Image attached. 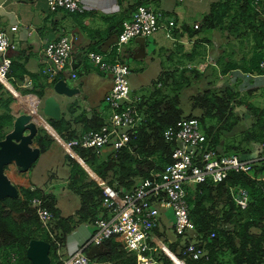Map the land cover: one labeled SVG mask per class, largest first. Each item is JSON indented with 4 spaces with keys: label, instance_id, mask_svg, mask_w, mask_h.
I'll use <instances>...</instances> for the list:
<instances>
[{
    "label": "crops",
    "instance_id": "crops-1",
    "mask_svg": "<svg viewBox=\"0 0 264 264\" xmlns=\"http://www.w3.org/2000/svg\"><path fill=\"white\" fill-rule=\"evenodd\" d=\"M143 4L161 14L163 26L146 37L145 42L132 39L122 51L121 58L132 69V97H137L144 103L148 101L147 97L155 98L157 90H162L166 95L176 91L180 96V108L188 114L192 112L190 100L184 104L182 99L186 87L194 86L200 88L199 91L215 87L233 88L239 93L244 90L247 101L264 108V76L259 75V64L264 59V1L83 0L85 12L74 13L64 9L51 10L47 0H0V31L5 32L15 45L8 53L12 60L10 79L14 83L11 82L12 85L6 82L8 90L16 96L20 108L36 111L29 113L42 125L40 130L45 126L43 130L55 140L46 152L41 153L30 170L24 171L15 163L11 175L7 173L18 188L20 199H26L23 189L46 191L54 197L63 217L75 215L81 206V200H75L74 194L77 193L71 187L73 166L67 158L65 141L63 138L59 141L49 131L53 127L51 121L55 119L48 117L47 123L30 95H22L15 87L21 92L26 90L25 92L38 95L49 89L52 79L64 78L70 74L69 85L79 91L73 97H59L63 101L62 116L56 121H67L70 131L75 135L93 130L94 124L86 123L85 120L107 118L110 115L111 110L104 99L111 90L113 79L110 74L100 71L87 60L86 52L96 50L110 55L115 43L107 51H102L104 42L118 34L123 22L131 19L133 12ZM170 20L174 21L171 32L175 38L168 36ZM195 24H199V28H195ZM64 35L73 38L72 58L75 57L78 67L74 70L71 68V58L70 64L61 72L55 71V76L52 77L50 72H53L54 65L45 55L44 47ZM111 59L114 60L115 57ZM244 107L249 110L247 106ZM241 108L240 113L244 111ZM14 119L13 113V121ZM12 125L13 122L7 126V131ZM34 145L38 146L36 139ZM247 147L255 155L249 160L264 161V142H251ZM111 151L110 147H106L100 154L105 159ZM81 165L88 174L84 181L97 182L94 175ZM257 182L258 185H264V175L258 177ZM63 183L67 185H62ZM24 216L23 213L16 212L13 218L23 221ZM24 223H20V226ZM93 231L91 224L76 218L73 229L65 236L62 244L61 252L64 257L87 244ZM154 234L165 245L164 248L172 253L180 252L187 241L186 237L175 232L174 214L170 210L162 211L160 224ZM71 238L73 244H70ZM215 248L216 251L218 248ZM102 249L100 245L91 244L85 251L94 258ZM224 253H228L224 255V260L231 258L229 250L224 247L214 264H221Z\"/></svg>",
    "mask_w": 264,
    "mask_h": 264
},
{
    "label": "trees",
    "instance_id": "trees-1",
    "mask_svg": "<svg viewBox=\"0 0 264 264\" xmlns=\"http://www.w3.org/2000/svg\"><path fill=\"white\" fill-rule=\"evenodd\" d=\"M112 53L116 55L115 59L124 60L117 54L115 47ZM2 88L4 86L0 83V90ZM41 94L43 92H39V95ZM154 94L155 98L150 96L147 97L148 101L144 103L140 101L139 107L144 119L132 131L130 140L125 146L112 150L105 159L99 151L92 148H76L77 155L103 181L114 188L130 189L138 179L161 172L173 161L172 154L178 142L168 141L164 134L169 126L183 117H197L211 144L219 153H250L251 149L248 147H243V150L239 151L241 144L232 149L222 143V135L231 132L241 120L238 115L239 108L247 106L252 112L254 121L251 128L244 132L241 143L249 145L251 142L255 144L264 142V108L250 103L246 96H241L233 88H207L192 94L189 98L192 112L188 114L180 108L179 92L176 94V91H172L166 95L162 90H157ZM11 101L10 97L0 104L1 108L2 105L5 106V111L0 112V138L4 137L7 126L13 122V112L9 105ZM143 106L146 107L142 109ZM196 111L200 113L197 114ZM85 122L94 124L95 130L106 122V118L88 119ZM67 124L65 120L51 121V125L64 141L79 137L80 135L70 131ZM54 129L51 128L49 131L56 134ZM36 142L42 153L46 152L55 140L42 129L36 137ZM66 153L73 166L71 187L80 197V208L75 215L63 217L61 210L55 204L54 197L41 190L23 189L22 192L26 197L24 200L0 199V257L3 263L9 261L11 252H17V248L21 253L20 264H31L26 250L33 238L45 239L51 243L53 262L57 258L58 249L54 237L62 245L65 236L73 229L76 218L92 224L98 217L107 215L101 186L94 180L85 182L84 179L88 176L86 170L73 155L67 151ZM262 175H264V161H259L248 169L231 172L221 182L198 183L188 187L190 219L195 225L196 238L207 254L200 259L187 258L186 264H214V260L218 259L217 256L224 247L229 250L231 258L224 260V255L228 254L224 253L221 258L225 262L220 260L221 264H264V185H258L257 182V178ZM233 186H242L248 191L249 203L246 207L239 206L234 200L230 190ZM35 197L42 198L45 206L51 209L56 217L53 225L54 237L49 232L43 236L37 235L43 227L31 204ZM16 212L25 215L23 221L13 218ZM26 221L28 223H24ZM20 223L24 225L20 226ZM212 233L214 237L209 238ZM11 242L17 245L11 246ZM100 246L103 249L94 256L96 260L111 264H137L136 253L126 251L115 237H111ZM215 247L218 248L216 251ZM177 254L179 255V252ZM157 258L161 264H173L162 251L157 254Z\"/></svg>",
    "mask_w": 264,
    "mask_h": 264
},
{
    "label": "built area",
    "instance_id": "built-area-1",
    "mask_svg": "<svg viewBox=\"0 0 264 264\" xmlns=\"http://www.w3.org/2000/svg\"><path fill=\"white\" fill-rule=\"evenodd\" d=\"M47 3L51 10L85 12L83 0H47ZM173 25L174 21L170 20L168 36L175 38L171 32ZM162 26L158 11L148 5H139L131 19L123 22L118 40L114 44L117 54L122 56L125 45L132 39L139 36L149 37ZM195 28H199V24H195ZM14 47L11 38L0 31V83L4 86H7L6 82L12 84V60L8 53ZM73 48L74 41L69 35L45 45L44 53L54 65L50 76L54 77L55 71L61 72L70 64ZM86 57L100 71L112 76L111 90L104 99L111 111L100 128L65 141L64 147L74 157L78 156L77 147L92 148L100 152L106 147L117 150L125 146L132 131L144 119L139 99L131 94L132 69L128 62L120 58L112 60L107 53L96 50L87 51ZM259 67V75L264 76V59L260 61ZM240 94L245 96L246 93L243 90ZM164 135L168 141L178 142L172 154L173 161L164 170L138 179L126 190L114 188L103 180L98 181L107 215L95 219L91 224L94 231L87 244L68 257H64L61 252L62 245L54 237L55 232L51 225L56 217L53 211L45 206L42 198L32 199L31 204L42 227L53 235L58 245L57 258L51 264H106L91 258L85 248L91 244L101 245L111 237L117 238L126 251L136 253L137 264H159L157 254L161 251L173 264H186L187 258L200 259L206 256L207 251L199 244L195 225L190 219L188 187L198 183L221 182L233 171L250 168L254 161L242 160L237 153H219L205 134L200 120L194 116L181 118L169 126ZM230 190L239 206L248 205L249 194L244 187L233 186ZM165 210L174 214L175 232L187 238L179 255L166 250L165 245L155 238L154 232L160 224L162 211ZM213 237L214 233L209 238ZM0 264H16V258L10 257L7 263H3L0 257Z\"/></svg>",
    "mask_w": 264,
    "mask_h": 264
},
{
    "label": "water",
    "instance_id": "water-1",
    "mask_svg": "<svg viewBox=\"0 0 264 264\" xmlns=\"http://www.w3.org/2000/svg\"><path fill=\"white\" fill-rule=\"evenodd\" d=\"M136 39L145 42L147 38L139 36ZM117 40L118 34L105 41L102 51H107ZM72 62L71 68L74 70L78 67V63H75V57L72 58ZM68 76L57 80L52 79V85L47 91L41 95L35 94L40 104V108L38 107L40 115L47 123H49L46 119L48 117L59 120L62 116L63 101L59 97H73L79 91L78 88L69 85ZM40 126L42 125L36 121L31 113L15 112L12 128L5 133L3 138H0V199L19 198V190L12 183L5 169L9 163L15 161L24 171H28L38 161L41 148L34 145V142L40 132ZM54 131L56 130L54 129ZM55 133L61 138L57 131ZM239 156L241 159H253L255 155L250 152L240 153ZM75 159L83 164L88 171L93 172L80 157L76 156ZM51 249L52 245L48 240L33 238L28 244L26 255L31 264H51Z\"/></svg>",
    "mask_w": 264,
    "mask_h": 264
},
{
    "label": "rangeland",
    "instance_id": "rangeland-1",
    "mask_svg": "<svg viewBox=\"0 0 264 264\" xmlns=\"http://www.w3.org/2000/svg\"><path fill=\"white\" fill-rule=\"evenodd\" d=\"M146 4V3H145ZM116 55L115 54H113V53H110V55H109V57H111V58H114ZM87 60H89V59H87ZM11 80V82L13 83V80L12 79H10ZM14 84V83H13ZM4 86V85H3ZM222 87H224L223 85H221ZM15 89L19 92V93H21L22 95H24V96H27V95H33V93H24L26 90H23V92H21V91H19L16 87H15ZM200 90V88H194V86H190V88H188V87H186L185 88V90L183 91V96H182V99H183V101H184V104L187 102V101H189V97L192 95V94H194V93H196V92H198V91ZM204 90V89H203ZM235 90V89H234ZM12 98V101L10 102V107L12 108V111H13V113L15 114V112H17L18 110V112H32V113H36V111H34V110H26V109H24V108H20L19 106H18V104H17V102H18V100H17V98H16V96L12 93V92H10L9 90H8V88H7V86H4V88H2V90H0V104H3L8 98ZM246 98V97H245ZM254 104V103H253ZM256 105V104H255ZM258 106V105H257ZM242 108H243V112L242 113H240V115H239V117L241 118V120H239V122H238V124L233 128V130L231 131V132H229V133H227L226 135H222V143L224 144V145H228L230 148H234V146H238V145H240V147H241V149H239V151H242L243 150V147H246L247 148V143H244V144H242L241 143V140H242V138H243V135H244V132L246 131V130H248L249 128H251V125H252V123H253V121H254V118H253V116H252V112L250 111V110H247L244 106H242ZM242 108H241V110H242ZM5 111V106H3L2 105V108H0V112H4ZM40 111V110H39ZM197 112H199L200 113V111H196V113ZM199 113H197V114H199ZM37 118L38 119H40V116L37 114ZM43 129H45V126L43 127ZM45 131V130H44ZM56 132V131H55ZM52 135H55V137H57L58 138V140L60 141V137H58V135L57 134H54V133H51ZM56 139V138H55ZM65 148V147H64ZM65 151H67V149L65 148ZM68 152V151H67ZM14 165H15V161H13V162H11V163H9L7 166H6V169H5V171H6V173H10V175H11V173L13 172V167H14ZM88 165V164H87ZM62 185H67V183H63ZM69 189V188H68ZM74 197H75V200L76 201H79L80 202V197H79V195L78 194H74ZM67 204V203H66ZM67 206H70V205H68L67 204ZM53 225H54V223H52V225H51V227L53 228ZM48 232V230L46 229V228H42L41 230H39L38 232H37V235L38 236H43V235H45L46 233ZM74 243V241H73V238H71V240H70V244H73ZM11 244V246L12 245H14V244H16V243H14V242H11L10 243ZM17 245V244H16ZM16 248V247H15ZM65 248H66V246H65ZM62 249V248H61ZM16 250H17V252L16 251H12L11 252V257H15L16 258V264H20V259H21V253L19 252V250L16 248ZM52 251V250H51ZM65 256H68V255H65ZM51 258H52V260H54V256H53V254H51Z\"/></svg>",
    "mask_w": 264,
    "mask_h": 264
},
{
    "label": "clouds",
    "instance_id": "clouds-1",
    "mask_svg": "<svg viewBox=\"0 0 264 264\" xmlns=\"http://www.w3.org/2000/svg\"><path fill=\"white\" fill-rule=\"evenodd\" d=\"M13 85V84H12ZM38 99V98H37ZM37 107H39L40 108V104L38 103V106ZM238 154V153H237ZM239 155V154H238ZM79 157V156H78ZM240 157V156H239ZM242 160H249V159H242ZM251 161H253V160H251ZM253 163H256V160L253 162ZM87 164V163H86ZM89 166V165H88ZM89 168L93 171V169L89 166ZM90 172V171H89ZM92 173V175H94V177L96 178V180H97V183H98V181L99 180H102L94 171L93 172H91ZM94 173V174H93ZM99 184V183H98Z\"/></svg>",
    "mask_w": 264,
    "mask_h": 264
},
{
    "label": "bare ground",
    "instance_id": "bare-ground-1",
    "mask_svg": "<svg viewBox=\"0 0 264 264\" xmlns=\"http://www.w3.org/2000/svg\"><path fill=\"white\" fill-rule=\"evenodd\" d=\"M30 98L34 104H38V99L35 95H30Z\"/></svg>",
    "mask_w": 264,
    "mask_h": 264
}]
</instances>
